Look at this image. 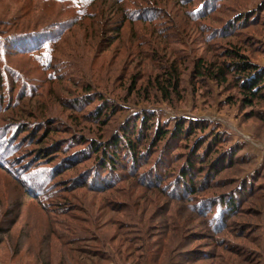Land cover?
Here are the masks:
<instances>
[{"label": "rangeland", "instance_id": "374dc122", "mask_svg": "<svg viewBox=\"0 0 264 264\" xmlns=\"http://www.w3.org/2000/svg\"><path fill=\"white\" fill-rule=\"evenodd\" d=\"M38 5L0 1V264H136L147 246L174 235L171 218L183 231H174L173 264H264V101L252 117L235 78L222 85L195 77L197 61L221 62L233 47L264 70V0H129L125 12L99 2L83 25L72 27L67 12L50 28ZM43 27L40 36H18ZM174 67L179 95L165 101L152 84ZM147 115L153 125L139 161L123 153L115 172H102V143ZM189 122L205 129L151 147L156 128ZM227 148L233 159L217 177L210 159ZM193 151L203 161L191 179L203 189L190 197L182 172ZM215 179L221 189L211 190ZM231 190L245 209L227 231L214 233L189 211L199 198Z\"/></svg>", "mask_w": 264, "mask_h": 264}, {"label": "trees", "instance_id": "16d2710c", "mask_svg": "<svg viewBox=\"0 0 264 264\" xmlns=\"http://www.w3.org/2000/svg\"><path fill=\"white\" fill-rule=\"evenodd\" d=\"M1 1V0H0ZM32 2L36 1L42 8L40 9V13H46L48 14L46 16L43 15L42 19H44L43 24L44 26L50 28L54 27L57 23V25L62 24L66 20L63 19L65 14L67 12H72V16L70 18V23H72V27L83 25L86 20L93 19L94 18V12L93 10L95 8H98L99 2H107V1H114V4L121 5V10L125 12L124 7L125 3L129 0H30ZM38 5V6H39ZM26 7H23L20 9V13L24 12ZM39 9V8H38ZM37 9V10H38ZM49 9V10H48ZM56 9V10H55ZM46 10V11H44ZM11 11H15L13 9L5 10L6 14H9ZM19 12V10H18ZM0 15H3V13L0 12ZM18 14L12 16V18H16ZM4 17V16H2ZM252 18L249 20L247 19V22H251L255 19V14L251 16ZM6 18V17H4ZM100 18L98 20L99 26L103 27L106 26V18L107 16L105 14L100 15ZM127 18V17H123ZM244 18H240L236 20V24L233 23L230 27V30L233 28L237 29L238 27L243 24ZM70 25V26H71ZM238 26V27H236ZM46 27L43 28H37L28 30V32H22L18 34L21 39H27L37 34V36H40V34H43V30L46 29ZM45 28V29H44ZM69 29V28H68ZM25 37V38H22ZM49 41V40H48ZM57 44L54 43L55 46ZM27 49V48H25ZM42 51V50H49L48 45L46 46H37V47H30L27 49V51L32 50ZM24 52V51H23ZM224 59L221 60V62H211L207 63L206 60L200 59L195 64V77H199L201 79L208 78L212 81L218 82L219 84H227L229 82V79L231 77L235 78L236 85L239 88V91L242 95L241 102H243V106L245 108L250 107L251 110V116H257L259 114L258 109H256L254 106L255 103H259L260 101H264V70L261 68V66L257 63H255L251 58H249L246 54L242 52L241 49H237L236 47L228 48L225 50ZM165 75L161 77H158L156 79V84L153 85V89L158 94H161L165 101H170L173 98V95H179V89H180V82H181V76L179 74V70L177 67L171 68V70L166 69ZM136 88L135 85L132 87ZM139 121L141 122L138 127L134 125V127L131 128H123L120 130L117 136L114 137V140H112L109 144L102 143V146L100 149H103V154L99 157L98 162L100 163V167L102 172H115V169H117V166L119 165L120 157L124 153L125 155H129L134 162H138V156H140L141 152L139 151V145L140 143L143 144L142 138L144 136L145 139L148 140L150 138L149 135H146V131L149 132L152 129L153 125L151 121H153V118L150 115L147 116H141L139 118ZM150 122V124H149ZM262 122L264 123V119L262 118ZM198 129H205L204 126L201 124L194 125L192 122H189L186 124H179L176 126L174 131H169L162 129L160 127L156 128V133L154 140H151V147L159 145L160 142H163L165 139H169L172 141H175L177 139H186V137L192 136L197 133ZM221 136H217L214 138L215 144L216 142H221ZM213 140V141H214ZM138 141V142H137ZM146 142V140H145ZM202 146V142L198 139L196 142V146ZM208 149V147H205V149ZM211 148V147H209ZM100 149L98 147V144L94 147V152L96 155L99 154ZM150 150V149H149ZM227 148L226 151L222 153V158H219L215 161V158L210 159L211 164L208 167V170H211L212 172H216V176L218 177L220 173H222V170H224V165L230 160L233 159V155L230 154ZM193 155H191V158L193 161L189 164V169L182 172V178L184 181L188 179V181L184 182V190L187 195L190 197H195L198 195L201 189L203 188H196V186L193 185V179L192 172L195 170L200 169L197 165L199 162L203 161V155L200 157L196 153V151L192 152ZM212 152H209L206 159L211 157ZM215 154V153H214ZM136 158V159H135ZM207 161V160H206ZM214 176V178L216 177ZM219 181L215 179L212 182L213 186L210 188L211 190H216V186H218ZM186 185V186H185ZM220 188V186H218ZM253 186L249 187L248 185L243 188V190H246L245 193H252L254 188ZM209 189V188H208ZM221 189V188H220ZM261 192V189H259ZM234 190L222 192V193H213L210 197L206 199L199 198L200 200H197L196 204L193 205L191 208H189V211H193L192 213H195L197 215H200V218L205 219L207 222L208 228L213 231L214 233H221V231H227L228 227L231 225L232 220L234 218L240 217V215L244 211V204L240 202V193H234ZM240 195V196H239ZM211 207V208H210ZM209 208V210H207ZM194 209V210H193ZM215 209V211H213ZM209 211L210 214H207ZM261 215V214H260ZM199 218V219H200ZM175 222V225L172 228H175V230H170V233H173L174 235L168 236V233L164 235L162 244H151V246H147L145 249V254H141V256H138L136 258V264H159L160 261H162V264H173L172 263V254L175 253L176 248L175 246H172L177 240L176 232H183L181 225L182 222H180L178 219L171 218V221ZM170 221V220H169ZM184 223V222H183ZM207 228L206 226H204ZM176 231V232H174ZM191 234L190 238L195 240L194 238L198 235L195 232H190ZM186 234V233H185ZM168 236V237H167ZM155 237V236H154ZM186 238V236H183V239H189ZM262 238V234H260V240ZM164 241H169L168 243H171V245H165ZM190 242V241H189ZM188 242V244H189ZM197 248V247H196ZM196 248H192L188 250V252H194L197 251ZM261 248V247H258ZM262 249V248H261ZM204 253V252H202ZM208 253V252H205ZM207 256V254H204ZM190 260L192 258L188 256ZM164 263H163V260ZM200 261V260H199ZM186 263L190 264L191 261L185 260Z\"/></svg>", "mask_w": 264, "mask_h": 264}]
</instances>
